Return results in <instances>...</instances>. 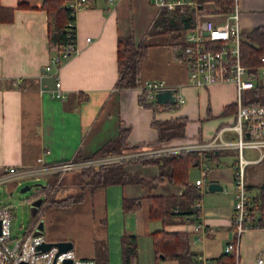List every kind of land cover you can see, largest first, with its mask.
I'll use <instances>...</instances> for the list:
<instances>
[{
	"label": "crops",
	"instance_id": "0c3cea01",
	"mask_svg": "<svg viewBox=\"0 0 264 264\" xmlns=\"http://www.w3.org/2000/svg\"><path fill=\"white\" fill-rule=\"evenodd\" d=\"M44 1L0 0L3 6L13 8V19L0 21V176L9 167L41 168L53 179L62 162L91 159L106 142L117 139L122 129L128 130L130 145L145 144L139 153L151 152L155 147L147 144L159 137L154 119L188 118L186 137L171 140L169 145L203 142L220 130L224 139L237 138L236 130L230 128L236 122L237 107L226 110L229 104L236 103L235 83L194 85L186 62L167 34L149 37L152 43L141 59L138 85L118 88V39L132 36L140 43L146 37L161 10L155 0H115L113 4L109 0H89L75 21L80 51L62 60L60 88L56 86L55 67L44 71L53 56L49 16L42 8ZM236 2L243 30L264 25V0ZM205 10L216 22L226 19L214 2L205 3ZM17 79L21 80L19 84L15 83ZM153 80L177 89L179 100L175 106L156 110L140 101L145 83ZM214 153L217 156L212 159L213 167L205 183L198 186V178L190 180V176L188 180L202 196L210 181L223 185V189L206 195L225 197L229 203L214 209L202 208L201 220L213 231L198 239L193 232L194 221L187 214L175 216L176 221L165 225V229L190 233L196 254L204 252L218 259L227 242L234 238L231 219L238 152L230 148L216 149ZM158 167L141 161L125 164L128 172L147 181L159 177ZM14 180L17 178L10 181ZM185 188L166 177L153 188L137 181L93 191L85 188L79 202L41 208L43 234L51 241L71 240L79 257H92L97 264H123L122 236L134 234L138 237L134 264H179L176 259L157 257L152 233L163 224L150 217L149 194L164 195L169 199L170 210L186 212L193 209L196 199L191 202L183 195ZM124 197L140 198L141 204L125 210ZM208 238L220 241L222 250L207 251ZM198 242L201 245L195 247ZM240 244V264H256L259 253H264V233L258 229L247 231Z\"/></svg>",
	"mask_w": 264,
	"mask_h": 264
},
{
	"label": "built area",
	"instance_id": "2783aa9c",
	"mask_svg": "<svg viewBox=\"0 0 264 264\" xmlns=\"http://www.w3.org/2000/svg\"><path fill=\"white\" fill-rule=\"evenodd\" d=\"M111 4L115 0H109ZM161 7L174 10L178 6L184 8L190 5L197 12L196 25L193 29L185 33V45L182 48V58L189 70L190 80L194 85H210L211 83L233 82L237 88V109L236 122L230 127L237 132L236 139H224L222 130L218 131L211 139L203 142H192L187 144L169 145L163 144L143 153L134 152L125 155H116L103 158H91L86 161H65L58 166V170L68 171L82 168L89 165H99L112 161H119L130 157L152 156L159 153H178L181 151L198 152L195 159V167L201 170V178L196 179V184L202 186L208 178L213 166L210 152L216 149L234 148L238 152L237 162L234 165V198L232 201L233 214L231 225L234 229V238L227 242L224 253L234 254L235 262L240 264L241 257V237L250 230H261L264 233V209L253 212L252 196L248 189L247 179L248 166L261 163L264 159V103H245L244 92L252 90L256 86V78L264 77V63L259 67L257 73L251 72V66L246 65L242 58V32L243 27L240 19V9L235 6L233 11L223 12L226 17L224 22H216L209 14H206L205 4L197 0H155ZM89 0H68L71 8L70 29H76L77 13L88 7ZM75 31L69 32L68 36H73ZM91 38L88 37L87 40ZM80 51L77 42L67 45L62 52L51 57L49 63L44 67L45 72H49L55 67L56 86L60 88L59 77L60 64L63 59L70 57L73 53ZM20 79L15 80L16 84ZM168 88L164 81H147L143 88V94L149 102H156V93L159 89ZM65 96L64 94L62 95ZM178 96V94H177ZM179 100V96H178ZM183 100V99H182ZM247 132L249 136H247ZM247 148L258 152L256 156L248 157L245 154ZM36 173H43L41 168L18 169L16 167L6 168L0 176V183L10 181L12 178H27ZM17 174V177L10 175ZM15 176V175H14ZM203 208L202 194L196 198L193 209L198 210L195 215L193 232L198 234V239L211 233L213 228L201 220ZM12 210L8 205H0V264H53L56 261L62 264L66 258H71L73 264H97L94 258L79 257L73 249L59 252L57 246H52L46 251L38 248L43 242H49L44 234H35L38 223H34L23 234L13 235L12 231ZM257 217V218H256ZM199 264H220L215 257L204 254H197ZM256 264H264V253H259Z\"/></svg>",
	"mask_w": 264,
	"mask_h": 264
},
{
	"label": "trees",
	"instance_id": "16d2710c",
	"mask_svg": "<svg viewBox=\"0 0 264 264\" xmlns=\"http://www.w3.org/2000/svg\"><path fill=\"white\" fill-rule=\"evenodd\" d=\"M201 3L214 2L220 11H233L235 0H197ZM49 16V44L53 55L59 54L62 50L74 41H76V29H70L71 8L68 6V0H45L42 4ZM13 19V8L3 6L0 2V21H10ZM197 12L192 6L185 5L184 8L178 6L174 10L166 7L161 8L159 14L154 20L153 25L147 32L146 37L137 43L132 36H121L118 39V63L120 76L117 82L118 88H133L139 83V73L141 59L147 54L148 48L152 42L149 37L153 35L167 34L170 42L178 47V54L182 58V48L185 45V33L193 29L196 25ZM75 31L73 36H68L69 32ZM242 58L243 62L251 66V72L257 73L259 67L264 63V25L253 27L242 32ZM62 63V62H61ZM61 66V64H60ZM256 86L252 89L253 94L245 99V103L261 102L264 103V80L256 78ZM140 101L146 107H154L156 110L173 107L176 103L159 105L156 102H149L143 95ZM237 103L229 104L227 111L234 110ZM187 117H175L169 120L154 119L153 124L158 130L159 137L156 142L147 144L151 147H160L171 140L186 137ZM128 130L122 129L117 139H111L106 142L92 158H103L116 155H125L139 151L145 144L132 146L127 142ZM198 152L184 150L178 153H159L152 156H139L125 158L119 161L101 163L99 165H89L80 168L79 183L83 189L88 188L91 191L97 187L108 186L111 184H126L133 181L144 183L153 188L163 181L166 177L171 183H179L186 186L183 195L191 202L198 198L201 193L199 189L189 180V171L195 167V159ZM209 155L214 159L217 154L210 152ZM132 161H141L145 164H157L160 170L159 177L149 181L142 177L131 174L125 169V164ZM264 166V159H263ZM251 192V185L248 186ZM51 185L43 186L39 189L40 195L47 194L43 198V203L34 217L33 223H37L42 214L41 208L52 206H68L83 199V193L77 196L68 195L62 198L50 195ZM256 193H251L253 212H259L264 209V170L262 183L256 188ZM150 217L151 219L161 220L163 227L152 233L153 245L157 257L162 254L165 259H176L179 264H199L196 253L191 246V234L186 231H167L165 225L174 223L177 215L187 214L191 221H194L198 210L180 211L170 210L168 207L169 199L164 195L149 194ZM141 204L140 198H123V209L132 210L138 208ZM257 218V217H256ZM29 228V227H28ZM27 228V229H28ZM138 256V237L136 235L125 233L122 236V259L123 264H134ZM220 264H232L235 262L234 254L224 253L218 259Z\"/></svg>",
	"mask_w": 264,
	"mask_h": 264
},
{
	"label": "rangeland",
	"instance_id": "374dc122",
	"mask_svg": "<svg viewBox=\"0 0 264 264\" xmlns=\"http://www.w3.org/2000/svg\"><path fill=\"white\" fill-rule=\"evenodd\" d=\"M261 80H264V77H260ZM253 94L252 90L244 92V99L250 97ZM245 154L248 157H253L258 154L254 149L247 148ZM213 167V166H212ZM247 179L249 185H251V193H256V188L262 183L263 180V162L257 164H251L248 166ZM79 168L71 169L68 171L59 170L53 177L51 174L46 173H36L32 176H29L24 179L7 181L0 183V205H8L12 210V231L13 235L23 234L28 227L33 223L31 216V209L33 206V201L40 198L41 196L46 197L45 194H38L39 189L43 186H47L48 179L50 180L51 193L54 194L56 198H62L68 195H80L83 192V187L79 183L80 175ZM190 180H195L196 178H201V170L197 167H192L190 170ZM25 185H31V189L23 192L22 187ZM211 190L208 185L203 188V208L204 209H214L216 207L224 206L229 203V200H226L225 197L216 198L209 197ZM197 241V240H196ZM200 242L195 243V247H198ZM207 251L212 253H217L221 251L223 245L220 241H217L216 238H208L206 240ZM161 261V260H160ZM162 262V261H161Z\"/></svg>",
	"mask_w": 264,
	"mask_h": 264
},
{
	"label": "water",
	"instance_id": "95a60500",
	"mask_svg": "<svg viewBox=\"0 0 264 264\" xmlns=\"http://www.w3.org/2000/svg\"><path fill=\"white\" fill-rule=\"evenodd\" d=\"M178 101L177 96V89L176 88H162L159 89L156 93V103L159 105H165L169 103H176ZM247 136H249V133L247 132ZM208 187L210 190L216 191L223 189V185L220 184L217 181H210L208 183ZM31 189V185H25L22 187V191L25 192L27 190ZM43 203V197L36 199L33 201V206L31 209V216L34 217L36 213L39 211L41 205ZM0 230H1V223H0ZM35 234H43V221H40L37 229L34 231ZM52 246H57L59 248V252L67 251L69 249H73V242L71 240H57V241H47L43 242L38 245V248L42 251H46ZM160 257L164 258V256L161 254ZM53 264H58L56 261L53 262ZM62 264H73V260L71 258H66L63 260Z\"/></svg>",
	"mask_w": 264,
	"mask_h": 264
}]
</instances>
